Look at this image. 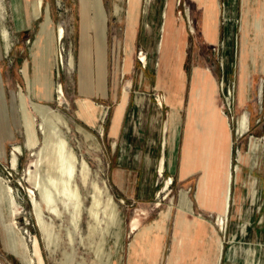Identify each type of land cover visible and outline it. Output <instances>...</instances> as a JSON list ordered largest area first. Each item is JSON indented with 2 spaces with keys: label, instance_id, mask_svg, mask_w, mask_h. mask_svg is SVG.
<instances>
[{
  "label": "rangeland",
  "instance_id": "374dc122",
  "mask_svg": "<svg viewBox=\"0 0 264 264\" xmlns=\"http://www.w3.org/2000/svg\"><path fill=\"white\" fill-rule=\"evenodd\" d=\"M30 1L0 0V264H38L34 241L43 264H127L137 232L129 229L136 211L141 227L168 208L170 231L182 198L199 215L192 216L189 231L196 218H205L219 230L222 245L225 240L263 244L264 236L260 240L250 238L248 228L264 227V164L258 163L259 168L244 165L238 153H247L249 162L257 164L259 154L250 152V139L264 144V0H216V14L205 13L202 0H100L104 22L95 18V0H43L41 16L36 19ZM46 13L51 21L46 32L59 24L65 36L57 43L59 63L55 58L42 73L35 41ZM171 19L185 34L181 67L186 88L193 69L198 70L196 81L199 70L215 80L220 116L229 134L231 189L237 183V167L248 186V194L246 190L243 193L242 220L229 236L228 218L222 226L218 225V212L196 210L193 180L179 181L176 174L160 170L170 134L169 90L178 85L174 78L170 86L173 79L164 72V68L177 67V61L172 59L170 64L161 54L168 47ZM203 31L210 37L216 31V42H208ZM80 56L86 59L84 70ZM247 63L254 75H248ZM140 71L144 77L141 84ZM222 83L228 97L223 95ZM57 85L62 87L61 101L55 91ZM203 89L198 100L201 114L193 122V131L187 124L184 150V160L194 161L200 170L199 200L219 197L226 163L221 153L224 127L216 134L217 140L215 134L211 137L212 116L203 118ZM125 91L123 133L115 138L110 134V124L114 132L115 113ZM139 93L145 95L143 116L136 112L134 128L125 133L129 113L137 110L135 97ZM80 100L90 102L93 111L97 108L95 124L77 117ZM33 102L67 124L60 123L58 131L47 126L41 129ZM23 105L35 117L38 143L34 150L26 144ZM154 115L158 117L152 125ZM181 135L176 141L177 161ZM41 148L33 180L28 164L38 158L33 152ZM213 161L218 163L213 166ZM252 178L260 180L259 195ZM121 181L123 187L119 186ZM104 183L114 202L99 192ZM42 220L47 224V234L42 230ZM20 243L24 244L23 252ZM169 247L168 233L164 257Z\"/></svg>",
  "mask_w": 264,
  "mask_h": 264
},
{
  "label": "crops",
  "instance_id": "0c3cea01",
  "mask_svg": "<svg viewBox=\"0 0 264 264\" xmlns=\"http://www.w3.org/2000/svg\"><path fill=\"white\" fill-rule=\"evenodd\" d=\"M213 2L217 4L216 0H213ZM259 6L262 7L263 5L260 4ZM217 7L218 5H213V12L215 11V14L217 12ZM167 29L169 38L167 45L168 47L165 50H161V54L162 56H164V60L168 61L170 64L172 59H174V61H177L175 64L177 67L173 68L172 66H170V68H164V72L166 71L167 76L173 79L170 82L172 83L170 84V86H173L174 78L177 79L178 85L174 88L172 87V91H170L171 89L169 90L168 104L170 113L168 117V123L170 134L168 138V145L166 147L167 153L164 154L165 159L160 160V170L163 171L164 168L167 173H170L172 175L176 174L179 181L184 182L193 180L195 182L194 205L196 210H200L202 212L217 213L220 204L219 197L214 196L202 200L197 199V182L200 170L197 168L194 161L187 163L184 160L187 124L189 123V121L195 122L196 118H199L201 114V106L199 105L198 100L204 86L203 81L205 79V82H209L212 88H214L215 90V80L210 73L206 72L205 70H199L200 81L197 80V82L196 72L198 70L193 69L190 74L188 88H186V85L184 84L186 82V74L181 67L184 60L183 49L185 46V34L182 30V26L177 27L172 19L168 23ZM204 36L206 37V40L208 42L215 43L217 39V32H213L211 35L212 37L205 35V33ZM81 58L83 60L84 70V62L86 59L85 56H80L79 61ZM100 58L102 59V66H104V56H101ZM246 71L248 72L249 76L251 74L254 75L255 73L253 70L251 71L249 69L248 63ZM86 91L87 84L84 92ZM215 103L217 108H219L217 95ZM126 104L127 100L124 104V108ZM124 108L122 107L123 110L121 109V113L119 116L117 113L119 109L117 108L116 110L114 118V132L111 131L112 122L110 124V134L115 138H117L121 132ZM79 111L80 109L78 104L77 117L87 124H95V122L85 121L80 116ZM96 112L97 108L95 111H93L94 115H96ZM166 126L167 125L165 124L164 129H166ZM122 133L123 132H121V136ZM180 133H182V135L179 158L177 161L176 149L178 151V145L176 146V141H178ZM248 170L251 171L250 169ZM252 179V186L255 189V183H260V180L257 178ZM119 183L120 185H118L120 187L124 186V181H121ZM246 188H248L246 182L240 179L238 183L234 184L233 189H231L230 204L227 212V218L229 219V222L231 224L230 229H228V236L231 232H234L235 225H237V223L241 222L242 220V205L245 203V197L243 193ZM262 189L264 190V187H262L261 190ZM246 193L248 194V191ZM262 193H264V191H262ZM193 214L195 216H199L194 212ZM176 215L177 213L175 214V217H173L174 224L170 231L167 227V221L169 219L168 208L163 211L160 216L154 218L153 221L148 223L147 225L140 227V225L137 224V229L134 230H132L129 226L131 232H137L130 244L127 264H264V243L262 244L260 242H255L251 244L247 241L226 242L225 240L222 248H220V251H218L217 239H220L222 235L211 221H208L205 218H196L193 229H191L190 231H186L185 229L176 227ZM139 221H141V219ZM168 233L170 234V247L168 254H166L164 257L166 243L168 242ZM248 234L250 235V238L253 236L256 240H260L261 237L264 236V227H262L261 225V229L259 230H251L248 228ZM19 249L23 252L24 244L20 243ZM219 252L222 253H220L219 255Z\"/></svg>",
  "mask_w": 264,
  "mask_h": 264
},
{
  "label": "bare ground",
  "instance_id": "6f19581e",
  "mask_svg": "<svg viewBox=\"0 0 264 264\" xmlns=\"http://www.w3.org/2000/svg\"><path fill=\"white\" fill-rule=\"evenodd\" d=\"M148 1L149 0H146V3ZM42 2H43V0H31L30 1V5L32 7L31 10H32L34 19L39 18L41 16V13H42ZM202 2H204V11H205V13L206 12L207 13L208 12L209 13H213V5L214 4L216 5V3L213 2V0H204V1L202 0ZM92 8H93V10L95 12V18L98 21L104 22L105 21V12H104V9H103L101 1L100 0H95L93 2ZM118 9H119V7L116 6L115 7L116 12L118 11ZM50 23H51V21H49L48 15L46 13L43 22L40 24L39 31H38V34H37V37H36V41H35V46L39 47L38 62H39V67H40V69L42 71H43L45 65L51 64L52 61L54 62L55 58H57L58 63H59V56H58V51H57V43L61 42V40L65 36L64 29L59 24L56 26V28L51 27L46 32V30L48 29V26H49ZM44 35H45V38H42V36H44ZM229 40H230V38H229ZM231 42H233L232 39H231ZM226 59H227V57H226ZM233 62H234V60L232 58L231 59V63H230L229 66L232 67ZM23 71H24V75L26 76L25 69ZM143 79H144V77L141 75V71H140V73H139V82L138 83H140V84L143 83ZM198 80L200 81V77L198 78ZM203 82H204V86L203 87H207V90H208V87H210V89H211L210 91L208 90V91H205V92H204V89H203V93L202 94L204 95V99H205V107L203 106L204 107V109H203V118L204 119H207V118L209 119L210 115L212 116V117H210V119L212 121V123H211L212 124L211 134L213 133L211 135V137H213L214 134H215L214 137H216V134L219 133V129L224 127V126H226V123H225L224 119L220 116L219 108H217L216 103H215L216 91L214 90V88H212V86L210 85L209 82H205V79H204ZM143 86H144V84H143ZM221 87H222L223 95L228 97L229 96V92L227 91V89H226V87H225V85L223 83H222ZM55 91H56V93L58 95V99L61 101V98L63 97V91H62L61 85H57L56 88H55ZM1 96H2V92H0V97ZM126 96H127V94H126V91H125L124 98H123L121 104L118 106V109H119L118 112H117L118 116L121 113L120 111H121V109H122V107L124 105V101L126 99ZM144 96L145 95L142 94V93H139V94L136 95L135 103L137 105V108H136L137 110L133 111V112L131 111L129 113L128 120H127V123H126L127 126H126L125 133H128L130 131V129H132V126L134 128L135 116L137 114L136 112H138V115L143 116V108L145 107ZM90 104H91L90 102H89V105H88L86 101H81L79 103V109H80L79 113H80V116L85 121H87V122H95L94 119L96 118V116L92 115V113H93L92 110L93 109L91 108ZM32 106H33L32 108L34 109L35 113L38 114V116L41 119V124H40L41 129H44L47 126V127L51 128L50 130L58 131L60 123L64 124V125L67 124L59 116H57V115H49V113H46L44 107H42L41 105L33 102ZM21 111H22V114H23V123H24L25 132H26V136H27V143L26 144H27L28 148H32L33 149L38 143V140H37V138L35 136V132H34V121H35L34 118L35 117L33 115H30V112L27 110L25 105L22 106ZM157 113L159 115V113H160L159 109H157ZM157 117L158 116H156V115L153 116L152 125L155 124V122L157 120ZM240 122H244V119H240ZM192 125H193V121H191V122L189 121L190 130L193 131L194 128L192 127ZM222 130H223V133L225 134V139L223 138V143H224L225 146H224V148H222V152L221 153H222V155H224L226 163H225L224 172L221 175V181L219 182V185H220L219 198L221 199V207H220V210L218 211V218H221V221L219 219L218 225H222L223 226L226 223V221H227V212H228V208H229V201H230V195H231V182H232L233 178H232L231 172L229 171V164H228L229 163V153H230V146H229V143L227 142V137L229 135L228 134V129L224 127V129H222ZM217 138L218 137H216V140H217ZM215 144H216L215 146L217 147L219 145L218 141H215ZM38 148H40V146H38ZM42 149L43 148H41L39 151H34L33 152V154H35L38 158L37 159H31L29 164H28V171L32 173L33 180L35 178L36 169H37L38 163L40 161L39 157L41 156ZM251 151H252V153L259 154L258 155L257 164H254L253 160H252V163L249 162L250 159H248L247 153H243V152H239L238 153V160L244 165L253 166L254 168H257V167L259 168L260 166L258 165V163L259 164L260 163L264 164V144H260L259 142H257L256 140L251 138L250 139V152ZM187 155L189 156V160H190V152L189 151L187 152ZM221 161H223V160H221ZM216 163H218V162L213 161V163H212L213 166H215ZM262 170H263V167L261 168L260 173L262 172ZM31 173L28 176H31ZM241 176L242 175H241L240 168L237 167L236 175H235V181L237 183H238V181H240ZM30 181H31V178H30L29 182ZM170 182H171V178L169 177L167 179V183H170ZM30 183H32V182H30ZM98 190H99V192L101 194L104 193L105 196H107V198H109L112 202H114L113 197L108 192L107 185L105 183L100 185ZM259 190H260V188L258 187V183L256 182L255 183V191L258 193V195H259ZM198 195H199V192H198ZM198 199H200V197ZM116 215H117V221H118V223H120V217H119V214H118V210H117V214ZM139 215H140L139 212L136 211V213L132 216V219L130 221V227H131L132 230L137 229L136 227H137V224H138V221H139ZM193 215L194 214L190 210L189 204L187 203L186 200H184L182 198L180 200V202H179V205H178V211H177V215H176V225H177L176 227L180 228V229H185L186 231H188L189 225H191V221H192L191 218H192ZM42 226H43L42 230L44 229L43 231L45 232L47 224L43 220H42ZM217 246H218V251H220V248H222V246H223L222 245V237L220 239H217ZM34 251H35V255H36L38 264H43V261L41 259V254H40V251H39V248L37 246V242L36 241H34ZM220 253H222V252H219V255H220Z\"/></svg>",
  "mask_w": 264,
  "mask_h": 264
}]
</instances>
